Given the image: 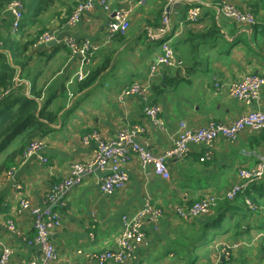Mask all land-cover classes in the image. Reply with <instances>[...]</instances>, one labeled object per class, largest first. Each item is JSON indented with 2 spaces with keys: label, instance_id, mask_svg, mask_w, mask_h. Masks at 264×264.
Here are the masks:
<instances>
[{
  "label": "crops",
  "instance_id": "crops-1",
  "mask_svg": "<svg viewBox=\"0 0 264 264\" xmlns=\"http://www.w3.org/2000/svg\"><path fill=\"white\" fill-rule=\"evenodd\" d=\"M106 1L113 9L132 7L131 26L123 39L110 32L111 11L98 3L73 26L67 24L71 12L63 13L59 20H52L56 42L34 46L25 70L28 76L22 77L21 70L16 77V82L24 84L25 94L29 95L31 88L42 90L40 106L57 117L42 137L46 146L41 154L49 161L23 156L17 159L12 176L6 172L0 176V218L4 221L0 224V253L4 245L10 246V264L42 257L35 241L33 215L18 213L20 199L27 197L32 205L45 207L46 195L64 182L71 165L93 157L94 134L110 139L123 126L139 124L145 129L141 139L161 155L180 136L181 121L200 128L212 120L229 124L242 113L264 111V87L252 105L231 96L228 90L230 82L246 74L264 76V0H166L163 11L159 0ZM222 1L251 12L256 22L243 24L221 15ZM197 6L199 15L191 17L189 9ZM6 16L10 31L12 15L6 11ZM164 16L169 19L168 31L161 40H168L176 53L174 67L157 64L164 55L162 42L150 37V31L156 32L164 24ZM213 24L218 28L216 36L194 40ZM67 37L77 42L89 39L98 46L86 71L111 59L85 89H79L80 81L75 78L79 60L63 44ZM157 40L160 45L152 47ZM153 65L156 70L150 76ZM134 81L148 86L146 99L135 94L120 97ZM154 84L162 90L155 93ZM62 87L66 93L61 92ZM153 103L162 108L163 128L145 114V107ZM207 151H212V156L202 161ZM263 156L264 129H245L235 140L219 138L211 144L191 145L184 159L168 161L169 178L151 168L142 169L137 157L125 165L127 184L113 193L101 191L103 172L86 176L52 205L62 217L61 226L51 236L58 264H120L113 260L99 263L97 256L116 248L122 215L142 208L147 197L160 216L144 218L146 236L123 264H264V177L233 201L221 199L208 214L183 220L174 213L175 207L189 208L208 194L223 196L241 181L239 170L255 166ZM7 221L14 223L16 231L8 228ZM236 242L246 244L224 258V245Z\"/></svg>",
  "mask_w": 264,
  "mask_h": 264
},
{
  "label": "built area",
  "instance_id": "built-area-1",
  "mask_svg": "<svg viewBox=\"0 0 264 264\" xmlns=\"http://www.w3.org/2000/svg\"><path fill=\"white\" fill-rule=\"evenodd\" d=\"M169 3L186 2L192 0H167ZM98 3L104 9L111 11V20L109 22V30L112 34H125L131 26L132 7H117L112 8L106 0H85L74 10L69 16L67 24L75 25L81 18L82 14L94 7ZM12 15L11 29L17 32L20 28L22 18L25 14V2L23 0H13L7 8ZM219 12L221 15L233 19L243 24H254L255 17L249 11L241 10L237 5L222 1L219 3ZM191 17H197L200 13V7H192L189 9ZM169 19L164 16V24L158 28L156 32L150 31V37L155 39H163L168 31ZM54 31L45 32L36 43V45L44 44L48 41L55 40ZM73 57L79 60V69L75 75L78 81H83L88 76V67L92 61V57L98 49L91 40L86 39L82 42H77L73 38L67 37L63 40ZM162 49L164 55L161 56L157 64H162L168 67H174L176 63V53L168 40L162 41ZM156 66L151 68V75L154 74ZM220 83H217L219 86ZM264 87V76L257 74H246L237 81L228 84V90L231 96L243 101L246 105H252L259 97L262 88ZM149 88L142 82L134 81L129 86L124 88L120 97L125 95H137L143 99L147 98ZM69 95L73 94L69 91ZM162 108L159 104L153 103L145 107V114L152 119L159 128H163L160 119ZM181 134L175 140L174 145L164 154H155L149 142L146 139H141L145 132L143 126L139 124L123 126L114 137L110 139L102 138L97 134L92 137L96 139V149L92 158L88 160L75 161L71 167L68 177L63 183L54 187L45 197L47 205L39 207L32 205L27 197H22L19 202L18 213L29 212L33 215L36 227L35 241L40 247L42 257L32 259L22 264H58V250L54 246L51 236L55 228L61 226L62 217L52 205H54L61 196L69 188L79 185L83 179L92 173L101 171L104 177L100 184L101 191L104 193H113L124 187L129 179L125 165L131 161L133 157H137L142 169H153V171L169 178L171 172L168 166V161L172 158L184 159L191 150V145H199L202 143L211 144L219 138L235 140L240 131L250 129L252 131H260L264 129V111L252 110L242 113L238 118L229 124L218 122L215 120L209 121L206 125L200 128L190 127L186 121L180 122ZM45 141L41 138L34 139L24 154L25 157H37L42 163L49 161L48 157L41 154L45 148ZM212 151H207L206 155L201 157V160L210 159ZM15 168L6 171L8 176H12ZM241 181L233 185L223 196L218 194H208L196 202L189 208L175 207L174 213L183 219L190 220L205 214H208L214 207L217 206L221 199L233 201L247 187L261 180L264 177V156L258 163L250 168H242L239 170ZM22 185L19 186L21 188ZM147 215L153 216L156 220L160 216V212L153 204L150 197H147L142 208L132 213H125L121 218V230L117 238L116 248L106 250L97 256L99 263H104L107 260H113L123 264L131 256L136 244L146 236L143 220ZM4 221L0 218V224ZM6 225L12 231H16V227L12 221H7ZM242 242L225 244L222 248L224 258H230L233 250L240 247ZM262 246L264 250V235ZM13 255V250L8 245H4L0 253V264H10Z\"/></svg>",
  "mask_w": 264,
  "mask_h": 264
},
{
  "label": "trees",
  "instance_id": "trees-1",
  "mask_svg": "<svg viewBox=\"0 0 264 264\" xmlns=\"http://www.w3.org/2000/svg\"><path fill=\"white\" fill-rule=\"evenodd\" d=\"M12 1L0 0V176L16 166L17 159L24 156L27 147L34 139L42 138L50 131L49 123L54 122L57 117V113L47 110L44 105L40 106L38 98L42 97V90L35 91L31 88L27 95L24 84L16 82L19 71L22 70V77L28 76L25 70L32 60L31 49L43 35L44 28L36 32H31V29L57 6L63 10V13L72 14L85 0H31V4L23 0L28 10L25 11L17 32L8 30L10 21L6 11ZM159 2L163 11L166 0ZM161 10L158 16L162 14ZM217 34L218 28L213 24L202 33L195 35L194 40H206ZM16 35L17 41H15ZM114 35L115 38L124 37L121 33ZM110 61L108 57L107 62L91 68L87 78L79 83V89L92 85L100 73L109 66ZM180 72L181 70H178L177 75ZM62 88L61 92L66 93V88ZM152 89L157 93L162 87L154 84Z\"/></svg>",
  "mask_w": 264,
  "mask_h": 264
},
{
  "label": "rangeland",
  "instance_id": "rangeland-1",
  "mask_svg": "<svg viewBox=\"0 0 264 264\" xmlns=\"http://www.w3.org/2000/svg\"><path fill=\"white\" fill-rule=\"evenodd\" d=\"M25 1V0H24ZM28 2V1H27ZM141 2V1H140ZM28 10L26 9V5H25V11ZM61 13H63V10H60L58 8V6L56 8L53 9V11L51 10L48 14L44 15L41 19V21L39 23H37V25H35L32 29H31V32H36L37 30L41 29V28H44L43 30V34L47 31H51L52 28H53V23H52V20L53 19H60L61 18ZM71 15V14H70ZM53 25V26H52ZM53 31V30H52ZM18 39V36L16 35L15 36V41H17ZM144 40V39H142ZM162 42V40H160ZM159 40L157 41H154V43H152V47H157L160 45V42ZM144 42V41H143ZM18 78V77H17Z\"/></svg>",
  "mask_w": 264,
  "mask_h": 264
},
{
  "label": "water",
  "instance_id": "water-1",
  "mask_svg": "<svg viewBox=\"0 0 264 264\" xmlns=\"http://www.w3.org/2000/svg\"><path fill=\"white\" fill-rule=\"evenodd\" d=\"M169 9V7L167 8V10ZM56 42L55 40H51V41H48L46 42L47 45H51L52 43Z\"/></svg>",
  "mask_w": 264,
  "mask_h": 264
}]
</instances>
